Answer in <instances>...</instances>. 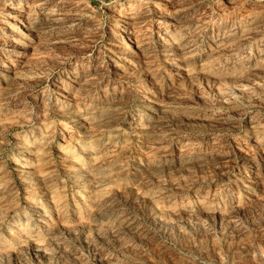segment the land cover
<instances>
[{
  "label": "rangeland",
  "instance_id": "rangeland-1",
  "mask_svg": "<svg viewBox=\"0 0 264 264\" xmlns=\"http://www.w3.org/2000/svg\"><path fill=\"white\" fill-rule=\"evenodd\" d=\"M263 150L264 0H0V264H264Z\"/></svg>",
  "mask_w": 264,
  "mask_h": 264
},
{
  "label": "bare ground",
  "instance_id": "bare-ground-1",
  "mask_svg": "<svg viewBox=\"0 0 264 264\" xmlns=\"http://www.w3.org/2000/svg\"><path fill=\"white\" fill-rule=\"evenodd\" d=\"M45 0H41V2H44ZM129 5H131V4H129ZM13 9V8H12ZM60 10V9H59ZM60 13V12H59ZM54 13L52 12V11H49L48 13H47V18H49V19H52L53 21H59V19H62V18H64L65 17V15H63V14H66V13H62V14H56V15H53ZM129 18H133V15L132 16H130ZM23 19H25L26 20V22H27V20L29 19V21H30V19H32V17H31V15L29 14V13H27L26 15H25V17L23 18ZM21 24L23 25L24 23H22L21 22ZM27 24H28V22H27ZM31 24V23H30ZM29 25V24H28ZM30 26V25H29ZM126 30H127V28H126ZM127 34V33H126ZM167 34H165L164 32H162V34L160 33V35H158L157 36V38H156V48L159 50V51H161L162 52V55L164 56V59H167V60H173V59H178V58H182V59H184V58H186V55H188V54H185L186 52H184V51H180L179 49H178V47H176V45L174 46L172 43H170L169 41H168V39H167ZM170 39V38H169ZM9 46H10V48L11 49H14L15 47H16V41H14V40H10L9 41ZM188 53V52H187ZM191 53H194V52H191ZM193 55V54H192ZM203 64V63H202ZM204 66V65H203ZM203 66H201V67H203ZM145 138L147 139V141L149 142V144L151 145V146H156L157 148H159V147H161L162 145H161V143L163 142L162 140V138H161V136L157 133V132H155L154 130H147V132L145 133ZM162 139V140H161ZM162 141V142H161ZM263 152H264V150H263ZM264 154V153H263ZM252 179H253V182H258L259 183V181H260V178H259V175L257 176V174H254L253 173V175H252ZM252 179H251V181H252ZM220 191V188H215L212 192L214 193V194H216V193H218ZM216 196V195H215ZM211 200V199H210ZM203 201H204V199H203ZM211 202V201H210ZM209 201H204V206H210V205H212L211 203H210ZM213 203V202H212Z\"/></svg>",
  "mask_w": 264,
  "mask_h": 264
}]
</instances>
